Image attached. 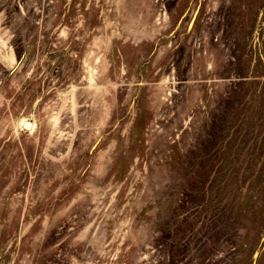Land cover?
<instances>
[{
	"label": "rangeland",
	"instance_id": "obj_1",
	"mask_svg": "<svg viewBox=\"0 0 264 264\" xmlns=\"http://www.w3.org/2000/svg\"><path fill=\"white\" fill-rule=\"evenodd\" d=\"M0 264H264V0H0Z\"/></svg>",
	"mask_w": 264,
	"mask_h": 264
},
{
	"label": "bare ground",
	"instance_id": "obj_2",
	"mask_svg": "<svg viewBox=\"0 0 264 264\" xmlns=\"http://www.w3.org/2000/svg\"><path fill=\"white\" fill-rule=\"evenodd\" d=\"M22 127H23V129H25V130L31 131V130L33 129V127H34V124L31 123V122H30V123H28V122H23Z\"/></svg>",
	"mask_w": 264,
	"mask_h": 264
}]
</instances>
